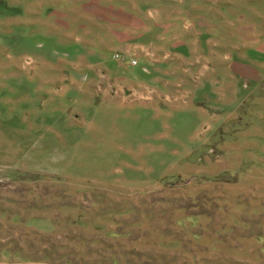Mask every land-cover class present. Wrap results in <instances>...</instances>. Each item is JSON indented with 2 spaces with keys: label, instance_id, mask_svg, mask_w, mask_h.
<instances>
[{
  "label": "rangeland",
  "instance_id": "obj_1",
  "mask_svg": "<svg viewBox=\"0 0 264 264\" xmlns=\"http://www.w3.org/2000/svg\"><path fill=\"white\" fill-rule=\"evenodd\" d=\"M82 2L85 37L93 0ZM32 4L0 0V17L18 16L17 63L29 72L16 116L0 118V264H264V79L240 66L241 99L223 107L205 82L192 101L112 89L102 102L103 72L93 107V77L74 63L89 46L53 37L36 48L43 40L24 29ZM43 64L65 67L49 82L66 87L48 103L38 93L33 115L43 78L31 71Z\"/></svg>",
  "mask_w": 264,
  "mask_h": 264
},
{
  "label": "crops",
  "instance_id": "obj_2",
  "mask_svg": "<svg viewBox=\"0 0 264 264\" xmlns=\"http://www.w3.org/2000/svg\"><path fill=\"white\" fill-rule=\"evenodd\" d=\"M32 3L33 20L24 29L43 40L36 48L48 49L45 40L53 37L62 45L89 46V58L83 60L76 54L74 63L93 77V107H100L96 96L103 83V72L112 81L103 86L101 101L117 96L111 93L112 89L114 93L120 91L122 95L117 97L123 99L127 98L125 94H136L155 99L189 97L192 101L195 88L205 82L216 91L221 107L241 99L236 95L239 78H243L240 66L249 76L264 79V0H93V22L89 23L90 34L85 37L81 31L82 0ZM56 20L58 24L51 25ZM19 29L16 14L0 17V118L3 112L9 117L19 110L18 78L29 75L18 68ZM114 51L127 53L137 64L127 67L117 63L111 57ZM48 54L52 55L50 51ZM36 55L33 60L43 63ZM42 66L31 71L36 80L38 76L43 78V88H33L30 99L33 115H37L33 110L40 93L48 94V103L54 99L50 94L66 87L56 91L49 82L50 77L62 81L66 77L65 67ZM134 74L137 76L132 78ZM249 89L255 92V86L252 89L250 85ZM57 96L59 99L60 95ZM34 125L32 132L37 131ZM9 140L5 136L4 141Z\"/></svg>",
  "mask_w": 264,
  "mask_h": 264
},
{
  "label": "built area",
  "instance_id": "obj_3",
  "mask_svg": "<svg viewBox=\"0 0 264 264\" xmlns=\"http://www.w3.org/2000/svg\"><path fill=\"white\" fill-rule=\"evenodd\" d=\"M115 58L121 62H127L131 66H134L137 64V61L135 58L127 59L125 56H123L122 54H119V53L115 54Z\"/></svg>",
  "mask_w": 264,
  "mask_h": 264
}]
</instances>
